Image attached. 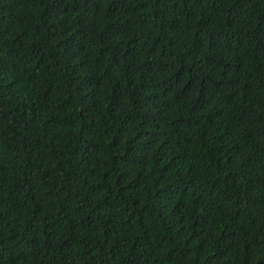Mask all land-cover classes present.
I'll return each mask as SVG.
<instances>
[{
  "label": "trees",
  "instance_id": "1",
  "mask_svg": "<svg viewBox=\"0 0 264 264\" xmlns=\"http://www.w3.org/2000/svg\"><path fill=\"white\" fill-rule=\"evenodd\" d=\"M0 264H264V0H0Z\"/></svg>",
  "mask_w": 264,
  "mask_h": 264
}]
</instances>
